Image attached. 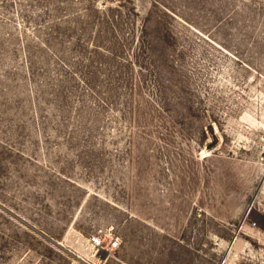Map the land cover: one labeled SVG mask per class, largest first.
<instances>
[{
	"label": "rangeland",
	"instance_id": "374dc122",
	"mask_svg": "<svg viewBox=\"0 0 264 264\" xmlns=\"http://www.w3.org/2000/svg\"><path fill=\"white\" fill-rule=\"evenodd\" d=\"M0 264H264V0H0Z\"/></svg>",
	"mask_w": 264,
	"mask_h": 264
},
{
	"label": "built area",
	"instance_id": "2783aa9c",
	"mask_svg": "<svg viewBox=\"0 0 264 264\" xmlns=\"http://www.w3.org/2000/svg\"><path fill=\"white\" fill-rule=\"evenodd\" d=\"M90 243L93 245V246H96V247H103L104 246V242L103 240L100 238V236L98 235H92L90 237Z\"/></svg>",
	"mask_w": 264,
	"mask_h": 264
}]
</instances>
